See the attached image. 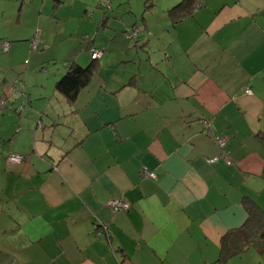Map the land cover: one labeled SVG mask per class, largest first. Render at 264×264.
<instances>
[{"label":"crops","instance_id":"0c3cea01","mask_svg":"<svg viewBox=\"0 0 264 264\" xmlns=\"http://www.w3.org/2000/svg\"><path fill=\"white\" fill-rule=\"evenodd\" d=\"M101 1L0 0V264H264L237 235L222 259L264 213V0Z\"/></svg>","mask_w":264,"mask_h":264},{"label":"trees","instance_id":"16d2710c","mask_svg":"<svg viewBox=\"0 0 264 264\" xmlns=\"http://www.w3.org/2000/svg\"><path fill=\"white\" fill-rule=\"evenodd\" d=\"M187 1L188 3L192 2V5L195 3V0ZM95 69V63H91L86 66H82L78 63L70 64L66 73L57 81L56 89L62 92L69 101H75L81 88L86 86L92 78ZM249 213L250 219L246 225L234 232H231L232 235L228 233L229 235L224 237L222 259H226L231 254H236L241 251L238 247L233 250L227 246V241H231V237H233V235H237V237H241L244 240L240 248L244 249L252 244L259 246L263 248L262 250H264V213L256 212L253 204L249 205ZM259 240L262 241L259 243Z\"/></svg>","mask_w":264,"mask_h":264},{"label":"built area","instance_id":"2783aa9c","mask_svg":"<svg viewBox=\"0 0 264 264\" xmlns=\"http://www.w3.org/2000/svg\"><path fill=\"white\" fill-rule=\"evenodd\" d=\"M106 5L105 0L101 1V5ZM140 32V27H138L137 25L134 26H129L126 29V33L127 36L129 38H132L134 35H137ZM38 43H39V38L35 37L31 40V45L33 49H37L38 47ZM1 45V49L4 51H8L10 49L11 46V41L9 39H4L1 41L0 43ZM90 52L92 55L93 59H98L100 57L103 56L104 52H105V48L104 47H91L90 48ZM245 93H252L251 88H247L245 90ZM7 103L6 99H0V105L5 106ZM19 108L22 109L23 108V104L19 105ZM205 127H209L210 126V120L204 119L203 121ZM37 126H42L41 122H38ZM215 140L216 142L222 146V150L219 154L214 155L212 157L209 158L210 162H216L217 160H219L221 157L224 158L226 160V162L228 164L232 163V160L229 158V153L228 150L225 148L226 142H227V138L224 135H218L215 134ZM25 159V155L20 154V153H11V155H8L7 157V161L10 163H20L21 161H23ZM142 174L150 176V177H156L157 172L155 170H148V169H142ZM109 205L113 208L114 211H119V210H128L130 208V202L123 198V197H112L108 200ZM106 230V228H98L96 229V232L98 234L104 232Z\"/></svg>","mask_w":264,"mask_h":264},{"label":"rangeland","instance_id":"374dc122","mask_svg":"<svg viewBox=\"0 0 264 264\" xmlns=\"http://www.w3.org/2000/svg\"><path fill=\"white\" fill-rule=\"evenodd\" d=\"M16 81H18V79H16ZM1 87H3V83H2V81L0 80V90H1ZM6 99L5 97H2V95H0V99ZM7 100V99H6ZM7 103H8V100H7ZM9 155H11V153L9 154Z\"/></svg>","mask_w":264,"mask_h":264},{"label":"bare ground","instance_id":"6f19581e","mask_svg":"<svg viewBox=\"0 0 264 264\" xmlns=\"http://www.w3.org/2000/svg\"><path fill=\"white\" fill-rule=\"evenodd\" d=\"M42 124V123H41ZM40 127V126H39Z\"/></svg>","mask_w":264,"mask_h":264}]
</instances>
